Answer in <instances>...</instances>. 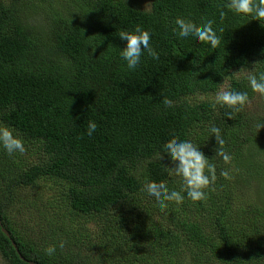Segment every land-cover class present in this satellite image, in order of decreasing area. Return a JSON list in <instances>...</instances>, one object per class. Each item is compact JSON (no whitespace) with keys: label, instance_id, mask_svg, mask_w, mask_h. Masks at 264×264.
I'll return each instance as SVG.
<instances>
[{"label":"trees","instance_id":"obj_1","mask_svg":"<svg viewBox=\"0 0 264 264\" xmlns=\"http://www.w3.org/2000/svg\"><path fill=\"white\" fill-rule=\"evenodd\" d=\"M225 3L0 0V127L25 143L23 153L0 147L7 264H264V127H256L264 96L251 91L246 74L235 75L264 61V20ZM177 16L214 20L224 29L221 46L177 40ZM137 24L153 33L159 59L145 52L129 71L117 35ZM225 83L252 98L232 119L231 109L212 107ZM89 120L98 125L92 136ZM212 124L229 162L215 155ZM173 137L214 156L217 179L206 201L169 202L161 212L143 185L180 190L164 169L172 165L162 147ZM61 240L63 248L45 254Z\"/></svg>","mask_w":264,"mask_h":264},{"label":"clouds","instance_id":"obj_2","mask_svg":"<svg viewBox=\"0 0 264 264\" xmlns=\"http://www.w3.org/2000/svg\"><path fill=\"white\" fill-rule=\"evenodd\" d=\"M225 7L236 14L251 15L255 20H264V0H226ZM224 13L221 12V16ZM172 32L177 40H191L197 43L203 42L213 49L221 46L224 38L218 33H223V28H216L215 21L207 19L196 22L190 18L177 16L174 19ZM119 39L124 42L123 47H119V57L126 64L129 71L136 70L146 52L154 60L159 59V53L152 47L151 40L153 33L151 30L137 24L131 30L120 29L118 31ZM264 54V50H262ZM257 61L251 69L246 68V79L248 87L253 93L264 96V71L256 69ZM196 63V62H195ZM252 102V98L248 91L234 90L231 88L220 89L213 98L212 107L219 105L221 108H228L231 111L226 115L229 119L233 118L235 113L243 111ZM163 103L171 107L172 101L167 97H163ZM97 123L89 120L86 133L92 136L97 130ZM258 130L264 127V120L258 121L256 124ZM211 137L215 138L216 147L215 155L220 156L225 162L231 160L230 154L225 151V138L222 135L221 128L212 124L209 128ZM0 147L8 154L16 152L23 153L25 151V143L23 139L13 130L7 127H0ZM163 157L170 158L172 167L164 164V169L169 176H175L180 179V190L170 189L165 183H157L154 180H147L143 185V191L152 197L161 212L165 211L169 202L177 204L183 203L185 199L192 202H203L209 197V192L213 190L216 182V165L213 163V157H208L201 150V145L193 142L191 139H180L173 137L168 143L162 147ZM162 157V159H163ZM221 175L227 177L228 172L224 171ZM57 246L64 247V241H60L58 245H49L44 249L48 256L56 253Z\"/></svg>","mask_w":264,"mask_h":264},{"label":"rangeland","instance_id":"obj_3","mask_svg":"<svg viewBox=\"0 0 264 264\" xmlns=\"http://www.w3.org/2000/svg\"><path fill=\"white\" fill-rule=\"evenodd\" d=\"M137 2V4L140 6V7H143V8H149L151 6V2L152 0H134ZM238 72V71H237ZM247 73V69H242V71H240L239 73H235L236 76H241V75H245ZM227 86H228V83H225L223 84L220 89H227ZM219 89V90H220ZM215 94L211 96V98H214ZM259 162L258 164L261 165V167L264 165V156L260 157L259 158ZM0 264H7L5 262V260L2 258V256L0 255Z\"/></svg>","mask_w":264,"mask_h":264},{"label":"water","instance_id":"obj_4","mask_svg":"<svg viewBox=\"0 0 264 264\" xmlns=\"http://www.w3.org/2000/svg\"><path fill=\"white\" fill-rule=\"evenodd\" d=\"M0 225L2 226L1 218H0ZM2 230L4 233H6V235H8L11 238V235H10L8 229H6L5 227L2 226ZM12 243H13L14 247L16 248V250L18 251L20 257H22L24 259V256L20 253L19 248H18V246L14 240H12ZM31 263H34V262L31 261Z\"/></svg>","mask_w":264,"mask_h":264}]
</instances>
